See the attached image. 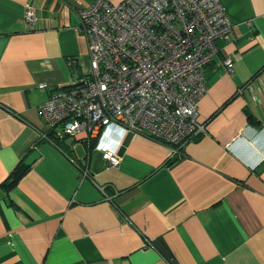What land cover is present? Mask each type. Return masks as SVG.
Wrapping results in <instances>:
<instances>
[{"label": "crops", "instance_id": "0c3cea01", "mask_svg": "<svg viewBox=\"0 0 264 264\" xmlns=\"http://www.w3.org/2000/svg\"><path fill=\"white\" fill-rule=\"evenodd\" d=\"M95 1L0 0V264H264V0H220L234 29L202 70L206 130L181 143L41 117L89 73Z\"/></svg>", "mask_w": 264, "mask_h": 264}, {"label": "built area", "instance_id": "2783aa9c", "mask_svg": "<svg viewBox=\"0 0 264 264\" xmlns=\"http://www.w3.org/2000/svg\"><path fill=\"white\" fill-rule=\"evenodd\" d=\"M78 15L90 70L40 106L49 127L91 138L117 124L180 143L205 132L198 111L207 91L202 70L216 55V41L234 29L220 0H96ZM25 19L33 27L36 11L28 8ZM224 65L233 71V60ZM103 155L119 167L116 151Z\"/></svg>", "mask_w": 264, "mask_h": 264}, {"label": "trees", "instance_id": "16d2710c", "mask_svg": "<svg viewBox=\"0 0 264 264\" xmlns=\"http://www.w3.org/2000/svg\"><path fill=\"white\" fill-rule=\"evenodd\" d=\"M172 162H173V161H172ZM21 171H22V169H21V168H18V169H16V170L14 171L13 175H14V176H19L20 173H21Z\"/></svg>", "mask_w": 264, "mask_h": 264}, {"label": "bare ground", "instance_id": "6f19581e", "mask_svg": "<svg viewBox=\"0 0 264 264\" xmlns=\"http://www.w3.org/2000/svg\"><path fill=\"white\" fill-rule=\"evenodd\" d=\"M104 129V128H103ZM103 129H102V131H103Z\"/></svg>", "mask_w": 264, "mask_h": 264}]
</instances>
